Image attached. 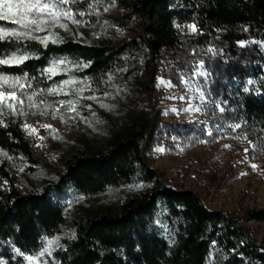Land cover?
I'll use <instances>...</instances> for the list:
<instances>
[{
  "label": "trees",
  "instance_id": "trees-1",
  "mask_svg": "<svg viewBox=\"0 0 264 264\" xmlns=\"http://www.w3.org/2000/svg\"><path fill=\"white\" fill-rule=\"evenodd\" d=\"M118 1L130 9L123 19L137 17L142 24L121 45L0 43V53L34 48L38 57L20 66H0V72L27 73L37 77L33 87L46 88L57 78L48 80L41 71L53 60H71L89 65L81 75L94 82L109 76L118 80L131 104L122 117V135L101 153L70 158L55 186L35 194H22L14 183L9 191L0 189V257L8 264H25L14 250L22 257L35 255L47 238L72 226L64 249L56 253L59 264H209L213 254L215 264H264V246L244 225H264V208L248 209L242 216L212 210L195 191L172 187L151 167L145 143L155 139L161 121L143 98L151 99L158 75L178 80L202 64L210 122L241 124L243 130L264 135V0ZM163 65L171 69L163 72ZM0 120L7 125L0 124V153L36 164L20 121ZM6 164L0 171L9 178ZM123 187L132 195L118 209L76 220L52 193L66 188L92 197ZM161 210L169 234L158 224Z\"/></svg>",
  "mask_w": 264,
  "mask_h": 264
},
{
  "label": "rangeland",
  "instance_id": "rangeland-1",
  "mask_svg": "<svg viewBox=\"0 0 264 264\" xmlns=\"http://www.w3.org/2000/svg\"><path fill=\"white\" fill-rule=\"evenodd\" d=\"M108 11H104L105 8ZM74 12L83 11L80 25L71 21H62L68 24L69 31L63 28H53L52 32L58 34L63 41H78L90 45L101 43L121 45L133 38L134 32L141 29L142 24L137 17L123 19L130 9L123 2L115 0H78L72 6ZM0 25L13 27L8 22L0 21ZM193 25H190L192 30ZM196 29V27H195ZM196 31V30H195ZM45 36L48 33H36ZM42 46L36 40H25L24 47L30 45ZM49 44H53L49 42ZM30 55H35L36 49H30ZM63 65L67 71L55 76L57 82L71 77L81 81H87L91 89L85 91L84 96L95 95L110 108H101L97 101L82 100L80 115L87 117L91 125L77 117L70 119L75 113H64V119L60 114L49 110L47 115H41L39 111L26 109L27 115H8L0 119L15 118L19 120L21 128L29 141L36 164L27 161H18L7 158L0 153V166L7 162L6 170L10 177L5 178L0 171V189L9 191L14 183L22 194H35L55 186L65 167L66 162L74 155L101 153L108 145L122 135L123 115L131 107L126 98L124 89L118 80L111 79L94 82L88 75H81L86 67L84 64L67 60ZM79 65V66H78ZM171 69V65L161 66V71ZM200 73H204L201 75ZM207 77V72L201 64L192 75L181 74L178 80L172 79L165 73L157 76L151 99L144 98V106L159 114L161 129L156 133L155 139L145 143V153L151 167L157 170L164 180L176 189L193 190L203 200L205 205L217 211H223L230 215L242 216L248 209L264 208V135L259 131L243 130V127L233 129L232 123L212 124L205 115L209 105V99L201 83ZM83 86V85H80ZM119 89V91H117ZM108 92L110 95L104 96ZM204 93V101L200 99V93ZM69 97H48L49 101L66 99ZM200 111H196V108ZM188 109V111H185ZM95 113V116L92 113ZM67 121V123H65ZM30 125L26 129L23 125ZM43 125H50L45 128ZM174 128V129H173ZM190 131H187L186 129ZM35 129V132H32ZM53 129L55 131H53ZM187 132H186V131ZM178 131L181 135L178 136ZM211 132V135L208 132ZM43 137V139H40ZM61 137L62 139H57ZM149 138V132L147 133ZM246 137V138H245ZM256 145L253 149L249 144ZM163 149V151H157ZM245 149H248L245 152ZM258 167L254 170L250 165ZM241 173H246L241 175ZM53 195L67 204L68 215L72 219H80L85 216H99L111 210H116L132 195L128 187L115 188L99 196L86 197L71 193L68 189L52 190ZM158 219L159 225H164V233L169 234L164 224L165 214L161 210ZM252 235L264 246V225L244 224ZM73 227L66 226L56 236L47 238L41 251L35 255L34 260L22 257L14 250L16 259H24L25 264H59L56 253L64 249V241L72 235ZM48 240L56 242L51 246ZM48 248V252L39 255ZM12 250V246L9 245ZM21 257V258H20ZM215 254L212 255L209 264H215ZM0 264H8L0 257Z\"/></svg>",
  "mask_w": 264,
  "mask_h": 264
},
{
  "label": "snow or ice",
  "instance_id": "snow-or-ice-1",
  "mask_svg": "<svg viewBox=\"0 0 264 264\" xmlns=\"http://www.w3.org/2000/svg\"><path fill=\"white\" fill-rule=\"evenodd\" d=\"M111 2L114 5L115 0H111ZM77 3L78 0H0V21L14 25L13 27L0 25V43L7 42L8 44L20 45L25 40L30 39L38 41L45 48L49 42L53 44L62 43V39L58 34L52 32V29L59 27L65 31H69L68 24L62 21H71V23L76 25L82 23L76 17H83L85 12H74L72 8ZM104 11H108V8L106 7ZM191 27L193 31L196 30L194 25ZM36 33H48V35L41 37L36 35ZM30 59H38V57L30 55L26 48L17 47L15 51H9L6 54L0 53V66H20ZM68 63L70 62L66 59L53 60L49 67L41 71V76L52 80L53 77L67 71V68H62V66ZM88 66L85 64L81 67ZM200 74L204 75V73ZM36 79L37 77H29L27 73L10 76L0 72V117L27 115L26 109L37 110L41 115H47L49 110H51L54 118L56 114H60V118L63 120L64 113H75L70 119L75 120L77 117H80L91 125V121L87 117L80 115V107H87L91 110V105H81L82 100L97 101L101 108H110V105L103 103L95 95H83L85 91H95V89H91L87 81L71 77L58 82L54 81L46 88H39L33 87L32 82ZM108 79L111 80L112 77L109 76ZM248 83H252V81H248ZM245 90L247 91V89ZM103 95L108 96L110 93L104 92ZM48 96H64L69 98L49 101L47 99ZM204 98V93L201 92L200 99L202 102ZM195 110L200 111V108L198 107ZM219 110L223 112L224 108H220ZM185 111H188V109H185ZM92 115L95 116V113L93 112ZM0 124H3L2 120H0ZM3 126L6 127L7 125L3 124ZM23 126L26 129L31 128L27 124ZM241 126V124L231 125L233 129L240 128ZM43 127L51 128L50 125H43ZM53 131L55 130L53 129ZM34 132L35 129H32V132L29 134ZM208 134L211 135V132L209 131ZM56 138L62 139L61 137ZM40 139H43V137ZM249 144L253 149L256 148V145L252 144L251 141H249ZM157 151H163V149H157ZM247 151L248 149H245V152ZM250 166L254 170L258 167L255 164H251ZM245 174L241 173V175ZM55 242V240L47 241L49 246ZM48 250V248H45L39 255L43 256L44 252H48ZM27 259L32 261L35 257L28 256Z\"/></svg>",
  "mask_w": 264,
  "mask_h": 264
}]
</instances>
